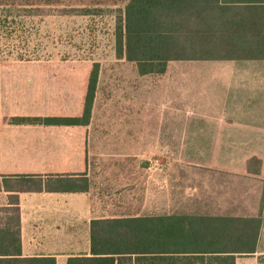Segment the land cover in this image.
Returning <instances> with one entry per match:
<instances>
[{"label":"crops","instance_id":"1","mask_svg":"<svg viewBox=\"0 0 264 264\" xmlns=\"http://www.w3.org/2000/svg\"><path fill=\"white\" fill-rule=\"evenodd\" d=\"M238 14L233 52L242 56L169 60L163 73L129 87L127 121L110 129L89 126L90 118L12 121L79 117L82 99L73 113L57 110L38 65L0 64V232L3 209L17 207L20 257L66 264L93 255L91 232L105 220L188 214L257 219L252 252L237 253L234 264H264V4ZM105 142L116 157L90 158ZM105 165L108 195L95 183ZM77 177L86 178L85 190L57 180ZM3 249L0 237V258Z\"/></svg>","mask_w":264,"mask_h":264},{"label":"trees","instance_id":"2","mask_svg":"<svg viewBox=\"0 0 264 264\" xmlns=\"http://www.w3.org/2000/svg\"><path fill=\"white\" fill-rule=\"evenodd\" d=\"M48 1V0H47ZM264 0H126L114 28L116 56L135 65L139 75L164 72L169 60L232 58L242 54L238 10ZM89 7H81L87 12ZM98 65L86 83L79 117H19L12 121L42 124H86L90 118ZM31 180V179H30ZM66 190H85L84 177L59 178ZM4 215L1 230L6 249L0 264H54L53 257H20L18 209ZM91 232L90 257H70L66 264H234L237 253L252 252L255 218L207 215H157L103 221ZM176 242L182 243L176 248ZM184 244V245H183ZM166 245L167 247H165Z\"/></svg>","mask_w":264,"mask_h":264},{"label":"rangeland","instance_id":"3","mask_svg":"<svg viewBox=\"0 0 264 264\" xmlns=\"http://www.w3.org/2000/svg\"><path fill=\"white\" fill-rule=\"evenodd\" d=\"M125 2L0 0V64L38 65L39 73L44 75L41 84L56 96V109L66 108L73 113L81 105L89 72L97 63L89 126L110 129L123 125V121H127L129 87L135 80L155 77L137 74L134 63L116 56L114 28ZM81 7L89 8L87 12H80ZM60 95L63 99H59ZM102 146V150L93 149L89 157L104 161L116 157L110 142ZM158 159L159 151H152L153 166L158 165ZM103 170V176L95 183L98 191L108 195L112 191L111 166L105 165ZM123 201L127 203L126 199ZM180 245L182 243L176 242L175 247L178 249Z\"/></svg>","mask_w":264,"mask_h":264}]
</instances>
